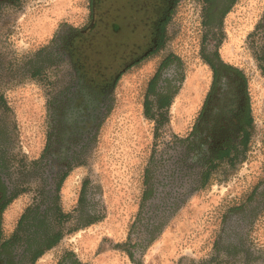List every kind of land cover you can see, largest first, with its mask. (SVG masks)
I'll list each match as a JSON object with an SVG mask.
<instances>
[{
	"label": "flooded vegetation",
	"instance_id": "flooded-vegetation-1",
	"mask_svg": "<svg viewBox=\"0 0 264 264\" xmlns=\"http://www.w3.org/2000/svg\"><path fill=\"white\" fill-rule=\"evenodd\" d=\"M22 1L1 0L0 4ZM86 1L88 23L72 32L59 28L53 48L38 52L33 58L38 64L27 72L31 78H39L51 66L59 73L55 92L46 105L47 129L39 156L16 160L12 145H0V264H29L21 259L33 256L23 245L30 236L39 242L52 240V234L61 232L75 217L81 224L96 217L93 210L81 207L86 201L85 186L80 205L72 212H64L60 202L62 185L74 167L94 155L99 132L115 104V89L121 77L162 52L168 25L179 3L186 0ZM193 1L202 4L204 29L214 25V30L237 2ZM261 30L260 65L264 75V19ZM205 52L208 84L204 82L197 102L188 101L183 133L173 132L166 155L153 157L143 172L130 235L136 252L144 251L217 173L222 183L233 179L231 188L238 192L224 207L214 242L219 254L216 262L264 264V248L256 247L253 238L255 228L264 225V121L258 134L245 72L221 58L214 44H208ZM47 56L53 58L51 63ZM181 66L176 54L169 53L162 59L149 84V88L154 84L149 90L157 97L156 105L160 98L171 96L166 93L181 78ZM30 188H35L34 193ZM29 194L32 198L15 229L6 233V209L20 196ZM57 208L67 214L63 221L53 216ZM48 224L52 227L49 236L45 228L39 229V235H30L36 231L35 226ZM68 262L66 259L63 264Z\"/></svg>",
	"mask_w": 264,
	"mask_h": 264
},
{
	"label": "rangeland",
	"instance_id": "rangeland-1",
	"mask_svg": "<svg viewBox=\"0 0 264 264\" xmlns=\"http://www.w3.org/2000/svg\"><path fill=\"white\" fill-rule=\"evenodd\" d=\"M201 5L193 0L181 1L168 25L162 52L121 77L115 89V104L99 132L94 155L88 162L74 167L62 185L60 202L64 212H72L80 205L85 186L86 201L81 207L93 210L98 221L82 228V221L75 217L64 225L63 239L35 264H63L66 259L69 264H218L214 242L224 207L232 203L231 196L238 191L231 188L233 179L222 183L217 173L144 251L136 252L130 235L143 172L153 157L166 155L173 132L183 133L188 101L197 102L204 82L208 84L203 59L208 44L217 46L221 58L245 72L256 132L260 134L258 129L262 128L264 75L260 57L264 0H237L219 19L217 30L214 25L204 29ZM88 20L86 0H24L0 4V96L10 108L6 114V108L0 110L3 130L0 145H12L16 160L39 156L47 129L46 105L55 92L59 76L48 66L41 77L31 78L28 70L38 64L33 62L34 56L53 48L59 28L63 26V30L72 32ZM169 53L181 59L184 72L175 88L166 93L174 98L172 105L162 111L164 117L150 119L145 115L146 103L151 101L153 112L157 113V97L150 92L149 84ZM46 59L48 63L53 60L49 56ZM35 188L29 191L34 193ZM29 195L20 196L6 209L3 216L6 233L15 229L32 198ZM253 238L256 247L262 250L264 225L255 228ZM129 252L134 254L133 259Z\"/></svg>",
	"mask_w": 264,
	"mask_h": 264
},
{
	"label": "trees",
	"instance_id": "trees-1",
	"mask_svg": "<svg viewBox=\"0 0 264 264\" xmlns=\"http://www.w3.org/2000/svg\"><path fill=\"white\" fill-rule=\"evenodd\" d=\"M153 87H154V84L150 87V90H152ZM173 98L174 97H171V96L170 97L169 96H166V97L160 98L158 100V102H157V105H156V107H157V109H156L157 113H154L153 112V103L151 101H148L146 103V111H145L146 117H148L150 119H154V120H156L157 117H164V112H161V111L163 109H168L172 105ZM2 107L3 108H6V110L4 109L5 114L10 111V108H8L7 102H6L5 98L0 96V110L2 109ZM0 116H1V114H0ZM0 122H1V119H0ZM2 133H3V130L0 129V134H2ZM53 216H54L55 219L60 218L63 221L65 219V217L67 216V214L63 213L59 208H57L56 210H54ZM36 217L40 218V216H36ZM46 218H48V217H46ZM97 221H98V219L94 218L93 220H89L87 223L83 224L81 227L83 228V227L89 226L91 224L96 223ZM35 227H36V229H35L36 231H34V232L31 231L30 232V235H34V234L39 235L41 233L39 231V229L45 228L47 230V235L49 236L50 229L52 228V227H50L49 224L47 226H45V227H42V226H39V225L38 226H35ZM52 235H53L52 236V238H53L52 240H50L48 238L44 242H39V241L32 240L31 239L32 236H30L26 240V242L23 243V245H24V247H26L25 251L33 254V256L32 257H29V258H24V259H21V260L22 261H25L26 260V261L29 262V264H35L37 262V260L47 250H50L51 248L55 247L60 242V240L62 239V236L64 235V226L61 228V232L53 233ZM40 245L43 246V248L40 247ZM34 246H36L37 248L34 249ZM33 251H35V252H33ZM129 256L132 259L134 258V254L132 252H129Z\"/></svg>",
	"mask_w": 264,
	"mask_h": 264
}]
</instances>
